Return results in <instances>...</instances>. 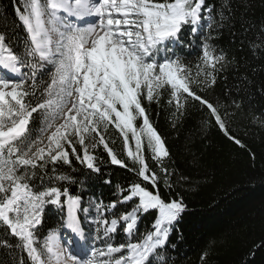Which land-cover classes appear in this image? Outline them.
Returning a JSON list of instances; mask_svg holds the SVG:
<instances>
[{"label":"snow or ice","instance_id":"6c2138e0","mask_svg":"<svg viewBox=\"0 0 264 264\" xmlns=\"http://www.w3.org/2000/svg\"><path fill=\"white\" fill-rule=\"evenodd\" d=\"M221 9L207 0H18L11 30L0 31V248L19 250L16 264H166L170 231L187 205L173 192L163 163L170 150L149 109L166 110L172 127L195 109L201 131L214 127L240 148L238 117L264 128V113L245 108L249 81L238 69L235 94L210 98L232 64L214 43L213 32L233 20L230 5ZM17 26L22 50L11 40ZM112 129L123 159L110 146ZM105 164L133 179L116 185L108 203L90 198L85 206L86 179L112 183ZM49 206L61 214L58 226L45 225ZM93 212L86 231L81 213Z\"/></svg>","mask_w":264,"mask_h":264},{"label":"trees","instance_id":"16d2710c","mask_svg":"<svg viewBox=\"0 0 264 264\" xmlns=\"http://www.w3.org/2000/svg\"><path fill=\"white\" fill-rule=\"evenodd\" d=\"M17 3L18 0H0V31L5 30V25L11 30ZM19 3L22 5L23 0ZM207 3L215 5L217 12L222 11V4L230 5L233 15L230 27L213 32L215 45L232 59V64L224 73L227 79H218L210 98L223 100L226 89L235 94L238 69L249 81L246 93L242 94L245 108L249 114L264 113V93L259 91L264 86V0H207ZM208 19L215 23L212 17ZM202 31L207 33L208 29ZM15 32L11 40L17 50H22L25 35L18 26ZM198 51L194 49L191 59L196 58ZM149 111L170 150V157L163 163L174 173L170 176L173 192L181 194L187 205L170 231L164 255L166 264H201L200 257L205 251L206 264H264V128L250 125L247 116L238 117L232 129L246 145L240 148L214 127L201 131V114L195 109L176 127L171 126L166 110L153 106ZM110 134L116 136V143L110 146L118 157L125 158L115 129ZM101 152L102 149L98 150L97 155ZM148 159L149 166L159 172L150 155ZM102 167L112 183L105 184L95 176L86 179L82 190L85 206L90 198L108 203L116 198V185L126 186L133 179L119 166ZM161 190L168 195L162 180ZM83 216L81 213L82 225L90 231L93 225ZM152 219V214L141 219V232L147 230ZM60 220L61 214L49 206L45 225L58 226ZM3 238L0 232V239ZM119 238L122 234L114 240ZM20 255L19 250L0 248L3 264H16Z\"/></svg>","mask_w":264,"mask_h":264},{"label":"rangeland","instance_id":"374dc122","mask_svg":"<svg viewBox=\"0 0 264 264\" xmlns=\"http://www.w3.org/2000/svg\"><path fill=\"white\" fill-rule=\"evenodd\" d=\"M94 215V212H93ZM89 221H91V218L89 219ZM94 228V225L92 226ZM63 238L64 239H68L69 238V232L67 230L63 231Z\"/></svg>","mask_w":264,"mask_h":264}]
</instances>
